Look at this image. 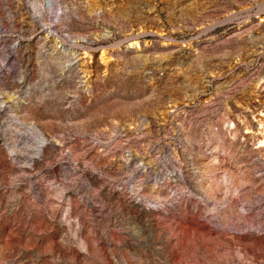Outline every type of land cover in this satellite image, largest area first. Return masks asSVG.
I'll use <instances>...</instances> for the list:
<instances>
[{
	"label": "rangeland",
	"instance_id": "rangeland-1",
	"mask_svg": "<svg viewBox=\"0 0 264 264\" xmlns=\"http://www.w3.org/2000/svg\"><path fill=\"white\" fill-rule=\"evenodd\" d=\"M0 264H264V0H0Z\"/></svg>",
	"mask_w": 264,
	"mask_h": 264
},
{
	"label": "bare ground",
	"instance_id": "bare-ground-1",
	"mask_svg": "<svg viewBox=\"0 0 264 264\" xmlns=\"http://www.w3.org/2000/svg\"><path fill=\"white\" fill-rule=\"evenodd\" d=\"M52 5H53L52 8H53V9L55 8V10H56L57 6L54 5V3H53ZM136 44H137V41H133V42H131V45H136ZM103 53H104V51H101V54H102V55H103ZM260 143H263V141H260Z\"/></svg>",
	"mask_w": 264,
	"mask_h": 264
}]
</instances>
